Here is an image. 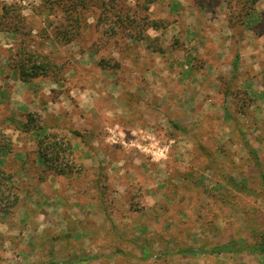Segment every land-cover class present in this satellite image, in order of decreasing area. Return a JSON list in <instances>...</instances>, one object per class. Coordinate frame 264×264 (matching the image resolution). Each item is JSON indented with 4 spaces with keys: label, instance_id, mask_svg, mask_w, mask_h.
<instances>
[{
    "label": "rangeland",
    "instance_id": "rangeland-1",
    "mask_svg": "<svg viewBox=\"0 0 264 264\" xmlns=\"http://www.w3.org/2000/svg\"><path fill=\"white\" fill-rule=\"evenodd\" d=\"M69 3L77 0H0V141L10 147L0 166L20 197L6 213L20 223L12 234L42 256L23 262L10 248L7 264H50L57 255L84 264L105 253L114 264H264V254L250 249L264 239V114L250 109L249 96L264 85V0H189L208 7V32L247 40L233 41L227 58L225 51L213 58L217 45L209 44L211 59L185 73L160 36L147 32L155 34L151 20H160L159 31L176 25L181 0H157L148 10L143 0H81L79 12L67 13ZM247 43L263 53L259 63L256 53L240 51ZM34 51L39 64L58 67L24 89L16 77ZM192 75L196 91L179 83ZM23 91L38 100L25 113L16 107ZM57 180L59 192L51 190ZM29 205L31 217L40 212L48 224L39 233L35 222L25 226ZM80 221L84 228L74 229ZM225 243L240 251L178 252Z\"/></svg>",
    "mask_w": 264,
    "mask_h": 264
},
{
    "label": "crops",
    "instance_id": "crops-1",
    "mask_svg": "<svg viewBox=\"0 0 264 264\" xmlns=\"http://www.w3.org/2000/svg\"><path fill=\"white\" fill-rule=\"evenodd\" d=\"M155 7L156 6H154V8ZM179 8L180 9L178 12L182 11L183 16L180 19L178 18V20L176 21V25L166 24V26L164 25L166 27V29L161 30V31H159L161 27L160 28L159 27H150L155 32L154 35L150 34V31H147V32H149V35L151 37H159L160 36L162 44L164 46H169V51L174 53L173 56L176 57L178 65L179 66L181 65L182 73H185L186 68L190 69L192 66H193L192 68H194L195 61H198V59L205 58V56L207 59L208 58L211 59L210 54H209V51H210L209 44L217 45V48L214 49V51H212V54H211V56L213 58H216L217 53L219 54V53H221V51L222 52L225 51L223 58H227V57H230V54H232V52H233V50H232L233 41H236V39H238L240 42L247 40V37L245 40H242L240 38L241 36H239V35L234 36L233 32H219V34H217L218 32H213V33L208 32L205 24L208 23L209 9L206 6L204 8V6L202 4L199 7V5L197 6V3L195 5L194 3L190 4L189 0H181ZM197 12L199 13L198 15H197ZM172 13H174V12H172ZM169 14L167 13L164 16L162 15V16H158V17L161 19H165V18H167V16ZM156 15L157 14L154 13L153 18L156 17ZM248 16L249 15L247 14L246 18H248ZM159 22H160V20H159ZM199 25H200V28H198ZM206 30H207V32H206ZM175 43L176 44L178 43V45H180V46L177 50L174 51L170 48H171V45L175 44ZM240 46L243 48L240 51L246 55L248 53H256V58L254 59V61L256 60L257 63L260 62V58L262 57L263 53L260 52L259 48L254 50V45L248 44V43L246 45L240 44ZM207 53H208V55H207ZM171 59H173V57ZM205 64H208V66H212L214 68L218 67L220 69H224L227 67V64L231 65L232 63L224 62L222 64V62L220 61L218 65L217 64L213 65V64H210L209 61L208 62L206 61L204 63V65ZM192 72L194 73V70ZM161 74L163 75L164 71L161 72ZM196 75L195 76L192 75L190 78H187L186 81H180L179 83L181 85H186V86L193 85L192 87H193L194 91H196L195 87L198 84V80H196ZM177 76L179 78L181 75H179V73H178ZM16 78H17V81H19L24 86V89H25L26 83L24 81L20 80V77H16ZM8 81H10V79H8ZM14 81L16 82V80H14ZM161 81H163V78H161ZM214 81L217 82V79L215 78ZM245 81H246V79L242 80V82L246 83ZM256 84L252 86L254 90L250 89L251 92L249 93V96L253 100V103H251V105H250V109L253 111H255V109H256V111H258L259 109L263 110V114H264V85H262V86H261V84H260V86L257 85V90H256ZM194 91H192V93H191L192 95L195 93L199 94L198 91L197 92H194ZM24 93H25V91H23V94L19 98H17L19 101H17V103H16L17 104L16 107H17L18 112H22V113H25L26 111H31L33 103L38 104V102H37L38 100H34V102H33V100H31V102L27 101ZM187 99L191 100L190 97H187ZM192 99L195 100V97H193ZM1 102L2 101H0V103ZM5 102H9L11 104V107L12 106L15 107L13 105L14 103L11 102V98L8 100L6 99ZM18 104H19V106H18ZM33 109H35V108H33ZM4 159L5 158L2 157V160H4ZM37 161L39 162V159H37ZM2 164H3V162H2ZM4 164H6V162ZM21 179H24V177H21ZM66 179L68 180V178H66ZM55 181H56V179H55ZM52 184H53V182H52ZM57 184L58 185H56V183H55V186L53 188L51 185V190H54L55 192H59V190L62 191V189H61L62 185H60L58 183V180H57ZM66 190L67 191H76L77 189L73 185L71 188L69 187V185H67L65 188V191ZM66 196H69V194H66ZM58 202H60V200H58ZM22 208H25V207H22ZM58 208H59L60 213L63 214L64 209L60 208V207H58ZM31 209H36V208L34 205H29L25 208V213L27 212V214H28V217H26V220L24 222L25 226H27L28 223L31 224V223L35 222L37 224L36 233L38 231H41V229H43L44 227H48V224H46V222H42L39 220V216L42 213L36 212V214L34 215L35 217L34 218L31 217V212H30ZM99 213H100V211H97V214H99ZM91 215L92 214H90V216ZM57 216H60V215H57ZM69 217L70 216H67V218H65V225H67L66 228H73V224H71V221H72L71 217L70 218ZM27 219H28V221H27ZM8 220H9L8 213L0 210V264H7V261H8L7 257H9V254H11V253H9L10 248H16L17 255H20L19 256L20 261L27 262V261H31V260L41 259V257H42L41 255H37L36 252L31 250L30 246H27L26 244H24V240H22L23 234H22V236L19 232H18V234H12V233H15L14 232L15 230L19 229L20 223H17L15 221H13L11 223V221H8ZM95 221H97V222H95L97 227L110 229L109 226L105 222L101 223L98 220H95ZM57 224H58V221H54V222H52L51 225L50 224L49 225H50V227H52V225H53V227H54L53 229L57 230V227H58ZM82 224H83V222H81V221H80V223L76 222V224H75L76 227L74 229H78V230L83 229L84 227L82 226ZM26 228H29V226ZM20 229H23V228L20 227ZM43 245H44V242L39 241L38 244L34 245L35 246L34 248L38 249L37 251H38V253H40L42 251ZM46 245L49 246L50 244H46ZM16 246H18L20 248H18ZM4 247L6 248V250H3ZM22 248H23V250H22ZM4 255L6 257L3 258L2 256H4ZM252 255H247V256L251 257ZM66 256H67V253H66ZM261 256H262V254H261ZM104 257L106 258L105 262H108V263L103 262V260L101 258L104 259ZM112 257H115V255L111 254V253L110 254L109 253L102 254L100 257H99V255L96 257L95 256H93V257L89 256L88 261H86V263H84V264H114V262H112V261H114V259H112ZM262 258H264V256H262ZM61 259H62L61 255H59V256L57 255L53 259H51L50 264H74L72 262H69V261L67 262L66 260L63 261ZM248 259L249 258H244L243 261H247V263H248V262H250ZM251 263H253V262H251ZM132 264H135V263L132 262Z\"/></svg>",
    "mask_w": 264,
    "mask_h": 264
},
{
    "label": "trees",
    "instance_id": "trees-1",
    "mask_svg": "<svg viewBox=\"0 0 264 264\" xmlns=\"http://www.w3.org/2000/svg\"><path fill=\"white\" fill-rule=\"evenodd\" d=\"M81 0H77V4H71L69 3L68 6H66L65 11L67 13L72 12L73 10L77 9V12H79L78 7L80 4ZM260 0H250L251 4H255ZM157 2V0H143V5L146 10L149 9L150 5ZM66 5V4H65ZM159 25V22L155 20H151L150 27H157ZM80 29V27H79ZM78 29V30H79ZM77 32V31H76ZM74 36L67 38V42L72 41ZM18 55H21L19 53ZM41 55L40 51H34V53H28V56L23 57V60L21 61V66L19 67V75L20 79L24 82H29L32 79H34L37 76L40 75H46L48 74V69H51V66L53 68L58 67L56 64H52L51 66H48L49 64H44L41 62V64L38 63L39 57ZM22 57V56H21ZM100 62V65L102 67H106L103 65V63ZM47 67V68H46ZM53 81H56L55 78H52ZM9 145V144H8ZM6 146L2 141H0V156L1 153L5 150L10 149L9 146ZM54 151L56 154H58L57 149L54 148ZM41 159L45 162V164L49 165L50 163V158L47 157V155H41ZM61 174H66V173H72V170H60ZM11 176L9 174H6L5 171L1 168L0 166V201H3V205L0 206V209L2 211L7 212L9 208L17 205L20 197L17 193L13 192L11 190V186H9L8 182H10ZM6 201V202H5ZM6 203V204H5ZM5 204V206H4ZM250 249L254 252L264 254V239L261 240L260 242L254 244L253 246L250 247ZM240 251V248H235L233 243H225L219 246H215L210 249H205V248H185V249H180L178 252L179 253H184V254H208V255H215V254H220V253H234ZM149 253L145 255L146 258L149 257Z\"/></svg>",
    "mask_w": 264,
    "mask_h": 264
}]
</instances>
